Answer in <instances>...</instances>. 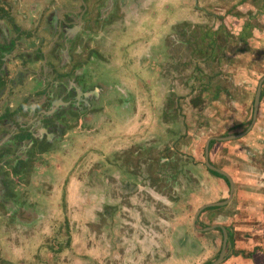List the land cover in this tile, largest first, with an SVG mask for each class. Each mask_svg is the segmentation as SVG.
I'll use <instances>...</instances> for the list:
<instances>
[{
	"label": "flooded vegetation",
	"instance_id": "obj_1",
	"mask_svg": "<svg viewBox=\"0 0 264 264\" xmlns=\"http://www.w3.org/2000/svg\"><path fill=\"white\" fill-rule=\"evenodd\" d=\"M138 3L139 0H0V207L7 206L0 211L5 213L0 218L5 223L1 225L6 228L1 232L8 233L7 224H25V205L29 201L17 196L28 193L25 189L32 190L27 187V180L31 184L46 169L45 157L48 153L59 151L61 143L66 140L71 141L73 146L75 142H79L81 149L90 150V145H87L91 140L90 135L96 130L100 132L102 128L105 133L103 132L98 146L104 141H110L111 132L107 127L111 125L112 119L96 128L90 122L91 119L96 122L104 104L115 101L118 108L114 118L118 119L117 122L120 119L117 112L122 107L131 112L128 122L132 123V118L138 113L134 94L112 84L114 76L121 74L125 77L127 64L121 62L119 66L111 68V60L106 52L110 45L107 39L113 34L124 32L120 23H124L126 14L140 8ZM149 34H152V29ZM248 67L249 63L246 68ZM128 70L130 75L127 78L136 81L141 79L139 70ZM258 76L261 73L249 75L250 82H233V97L237 98L238 95L234 91V85L246 87L253 84V80L258 82ZM153 77L154 73L149 70L145 81ZM154 84L151 80L144 89V93L150 96L149 102ZM157 91L155 87V93ZM248 97L253 96L249 94ZM258 112L264 113L263 105ZM149 117L154 121L152 111L148 113V121L146 112L139 114L138 121L143 123L133 125L132 134L126 135L124 129V132L118 134V138H125L120 148L106 154V151L102 153L101 148L96 146V152L100 154L99 160L92 163L99 168L98 173L109 176V181L101 185L108 189L117 187L114 197L134 201L130 210L133 216L142 202H146L154 213L159 209V198L165 196L163 189L157 191L145 188L144 178L146 175L152 176L151 163L157 167L156 174L165 173L172 167L164 162L165 158L173 153L178 158H191L193 155L189 152L183 154L180 149L173 150V145L167 140L170 136L168 127L161 123L157 127L156 122L150 123ZM124 121L121 120L123 128L132 126ZM139 128L141 131H137ZM138 133L146 135L145 139L131 143L140 139L134 138ZM165 137V140H157ZM200 137V133L196 134V138ZM153 159H157L156 162ZM143 161L146 165H143ZM197 166L199 165H194L193 170L188 166L186 172L182 171L190 175L195 187L203 182V175L194 173ZM239 170L240 167L233 161V176L228 173L233 180V199L244 188L242 184L246 180L242 172L237 174ZM208 173L215 180L219 178L210 170ZM124 178L127 182L121 184L120 181ZM223 180L227 179L223 177ZM147 185L155 186L153 182ZM225 185L226 190H229V184ZM172 197L175 198V194ZM16 203L21 211L18 214L15 208L16 219L7 222L8 213ZM213 208L218 213L222 207ZM202 211L204 215L210 213L207 209ZM121 213L124 216L130 215L129 210ZM260 216L264 214L260 213ZM141 218L132 220L133 240L146 229L147 223L141 222ZM102 257L103 254L100 253L98 259Z\"/></svg>",
	"mask_w": 264,
	"mask_h": 264
},
{
	"label": "crops",
	"instance_id": "obj_2",
	"mask_svg": "<svg viewBox=\"0 0 264 264\" xmlns=\"http://www.w3.org/2000/svg\"><path fill=\"white\" fill-rule=\"evenodd\" d=\"M173 1L139 0L138 6L140 8L135 11H130L128 15L126 14L123 18V24L121 20L119 21V23L121 22L123 33L128 36L132 34L130 29L133 30L136 25H145V27H148L147 23H154L155 25L150 27L156 35L155 39L159 40L165 32L171 33L173 28L177 30L178 27H173V25L177 21V16H179L178 11H189V7L186 4L187 2ZM202 1L203 4L207 2V0ZM220 2L223 1L210 0V5H219L218 3ZM219 6H223L222 8L217 7V10L221 9L218 12V15L221 16L220 23H222L219 30L220 35H225L226 54L219 56L218 62L216 65H213L203 57H197L200 59L193 60L186 53V49H184L185 53H181L182 60L174 61L183 66L200 61L202 62V66L198 63L199 66L197 67L196 65L195 68L199 69L200 67L202 73L206 75L208 66H210V69L214 67V75H211V73L206 75L205 81L202 82L203 86L200 89V94H195V96L190 92L181 94L180 99H178L180 104L177 110H175L171 98L165 96V93L161 96L159 94L155 98L158 103L161 101V105L159 106L161 119L167 124L166 126L170 130V134H174L177 130L179 131V135L176 137L178 139H174L175 143H177V150L180 149L183 154H187V152L192 154L201 153L204 156V142L208 137L221 136L224 139H230L229 141L225 140L223 142V147H232L236 148V150H230L222 161L219 158L212 160L213 155L210 154V161H215L217 167L222 168L230 175L233 174L234 161L240 167L237 174L242 172L248 182L243 180L246 182L245 185L242 184L244 188L240 189L233 199V194H230V191L224 187L225 184H228V181H224L223 177L217 174L221 188H218L213 197H207L205 196L207 189L202 184L189 189L190 186L187 185L190 184L191 179L187 173L172 172V174H167L163 183H165V188L170 187V189L165 190V196L159 198V209L153 213L145 203L143 210L141 203V210L134 216L121 215L118 217L114 222H121L118 228L113 227V234L118 236L113 238V240L116 239L117 241L116 244H113L110 241L111 239L106 236V226H94L93 224V221H97L98 216L101 215L99 204L109 201L111 195L114 194V191L101 185L109 181V176L102 175V173L97 174L95 171H89L90 174L86 181L88 185L78 187L80 194L77 188H73L74 174L72 172L65 174L66 179L70 178L67 189L59 186L64 182L65 179L63 180V178L65 175H60L57 179L50 177L54 182H57L55 187L48 191L53 196L52 199H56L57 197L59 200L64 197L68 208L71 204V213L75 211L76 218L82 214L84 219H86L88 211V216H93V218L87 220V227L92 233V240L102 242L104 250H106V246L108 248L107 254H104L103 258L98 259V254L89 251L85 245L86 254H78L80 260L73 258L71 255L68 256L65 264H96L97 259V264L103 263L104 260L106 262L104 264H209V262L217 258L221 248L223 233L220 228H216L220 226L227 232V238H225L227 247L225 248L226 253L224 254L227 258L222 264H264V216H260V213L264 214V113L257 112L255 119L257 123L253 125L252 123L249 124L248 128L252 127V129L242 136L245 133L244 130L247 128L248 120L252 113L249 114L250 116L245 121L247 115L240 113V105L237 103V98L233 97V82L236 84H240L241 81L250 82L251 80L248 79L249 75H257L258 72L264 70L260 64V54L264 53V0H226L225 5L221 4ZM161 8H165L164 15H162ZM157 10L158 14L156 13ZM168 10L170 11L168 12ZM159 15L161 17H158ZM174 15H176L175 18H173ZM166 17H168L167 21L163 22L162 20H165ZM160 25H162L161 27H165V29H163L164 31L162 29L160 30L163 31L161 32L162 36H157ZM138 30L141 32L140 27H138ZM169 30L171 31L168 32ZM139 35L140 33L135 34L130 39H135ZM114 36L116 34H113L109 38L113 40ZM194 37L188 34V37L183 40L178 34L166 35L168 44L164 47V50L169 56L171 52L178 51V46L192 48V46L198 43L197 38ZM200 42H203V40ZM154 45L156 47L154 49V58H156L158 55L157 52L162 48L157 42ZM173 59H176V56ZM248 63L249 67L246 68ZM164 78L165 81H169L170 75L165 74ZM112 84L123 90L127 89L128 91L127 79L124 76L112 78ZM253 84L251 85L255 89L257 82L253 80ZM212 88H215V92H211ZM112 102L104 104V109H102L96 122L93 119L90 120L93 127L96 128L104 125L107 118L110 117V113L115 114L112 110L115 101L112 100ZM196 106L201 114L199 123H196L197 128L195 131L200 130L201 137L193 142L191 141V134H189L191 127L187 123L189 119L186 118V110L189 107L195 109ZM245 107V112L247 113L249 103H246ZM117 114L121 118L120 120H125V124H131V122L126 121V117L122 116L121 111H118ZM175 116L179 118L175 119ZM237 118L241 120L237 121ZM174 120L177 122H174ZM132 123L136 124V122ZM137 123L141 122L138 121ZM204 123L205 126H203ZM104 130L103 128L100 132L96 130L90 135L91 140L87 145L89 144L92 150L96 151V146H98L99 141H102ZM255 130H258L259 134H256L254 132ZM133 132V126H130L127 131L125 130L126 135L132 134ZM144 139L145 137L135 139L131 143L141 142ZM71 144L73 146L71 141L66 140V142L61 143V147H70ZM100 145L102 146V144ZM101 146L98 147L101 148ZM120 147L118 146V148ZM209 147L212 148V145ZM67 156L69 158L71 157V155ZM174 156L172 154V156L164 159V162L171 165L172 168L179 166L178 164L184 159H180L176 164V160L174 159L177 155L176 157ZM198 161H200L199 158ZM198 165L202 166L199 173L203 175L207 184L209 179L207 172L209 169L205 166V162L198 163ZM250 168H253L257 172L250 171ZM47 175L48 172H41L35 180L42 182ZM255 177L257 179L253 180ZM212 179H215V177L213 176ZM243 181H240V183ZM196 182H198V179ZM145 188L152 190L160 189L149 185L145 186ZM173 194H175V198L172 197ZM17 197L21 198V195ZM78 198L82 199L78 200ZM223 198L228 203L219 210L220 212L216 213L214 210V215L211 214L208 217L209 221L206 219L207 215L205 217L204 214L203 216L199 215L195 220V227L193 226L194 217L198 208L208 202L219 201ZM80 201H82L81 204H79ZM17 204L10 210L13 216H9L7 222L16 219L14 209L18 207ZM25 206L27 210L32 208L40 212V206H35L34 202L29 201V204ZM97 210L100 211L97 213ZM139 218H141V222L144 221L147 223V229L143 231V237L130 240L127 238L130 219ZM187 221L188 227H186ZM74 222L78 223L77 220H74ZM2 223L5 224L4 222ZM28 224H31V222L26 221L25 224L16 222L7 224L6 226L11 228V231L8 230V233L13 234L16 231L22 230L24 235L30 229V225ZM172 224L173 227L171 226L170 229V225ZM208 226L210 228H207ZM75 227L76 225L74 229ZM0 229L3 230L4 227L1 225ZM217 232L218 234H215ZM231 235H233L232 241L230 239ZM77 237L81 243L87 241L83 235L77 234ZM77 237H75V240L78 239ZM212 238L216 239V243L214 242L216 248L206 252L207 250L204 249L205 244L213 240ZM68 245H71V243L67 239ZM234 253L237 254L234 255ZM190 261L192 262L190 263Z\"/></svg>",
	"mask_w": 264,
	"mask_h": 264
},
{
	"label": "rangeland",
	"instance_id": "obj_3",
	"mask_svg": "<svg viewBox=\"0 0 264 264\" xmlns=\"http://www.w3.org/2000/svg\"><path fill=\"white\" fill-rule=\"evenodd\" d=\"M222 1L223 2H220L218 4L225 5L226 0H222ZM173 2H184V3L187 2L186 4L189 7V11L186 12L185 10L178 11L179 16H177V21H175L173 25V27L174 26L178 27L177 30H175L176 28L172 27L173 28L172 31L171 30L168 31V32L171 31V33L165 32L161 39L156 40L155 39L156 35L154 34V32H152L151 35L149 34V31L151 29L150 26H153L155 24L147 23L148 27H145V25L144 26L136 25V27L133 30L130 29L132 33L131 35L127 36L125 33L121 32L113 37L114 41L112 40V38H109L107 40V42H109L110 45L106 50V52H108L111 60V62L109 63L111 65V68H115L119 66L121 62L122 63L125 62L127 64L126 75H125L127 79V86H128V90L131 91V94H134L135 96L134 98L137 104L135 107L138 112L132 118V122L137 123L139 114L143 112H146L147 121H148V113L152 111L155 119L153 121V119L149 117L150 123L156 122V125L157 124L160 125V123L163 125H167L166 123H164V120L161 119V115H160L161 112L159 107L161 105V101H159L158 103L155 97L159 94L161 96L163 93H165V96L171 98L175 110H177L180 104L178 99H180L181 94L188 92H190L193 96H195V94H200L199 93L200 89L203 86L202 82L205 81L206 75L207 74L209 75L210 73L211 75H214L215 73L214 67H211L210 69V66H208V72L206 73V75L202 73L200 67L199 69H196L195 66L197 65L198 67L199 66L198 63L202 66V62L200 61L192 64L191 63L186 64L184 66L181 64H177L174 61L182 60L181 53H185L184 49H186V53L189 54L193 58V60L200 59L197 57H203L209 63L211 62V64L216 65L220 55L216 54L217 50H214L213 48H219L221 45L220 43L222 44L226 43L225 38H223L222 35H220V30H218L220 29L219 27H221L222 23H220L221 16L218 15V12H220L221 9L217 10V7L222 8L223 6L210 5V0H207L206 4L205 3L203 4L202 0H174ZM160 10L162 12V15H164L165 8H161ZM169 11L170 10H168V12ZM156 13L158 14V10ZM158 17L161 16L159 15ZM175 17L176 15L173 16V18ZM167 19L168 17H166L165 20L162 21L165 22L167 21ZM161 26L162 25L158 27L159 33L157 34V36H162L161 32H163L164 31L163 29H165V27H161ZM138 27H140L141 32H139ZM161 29L163 31H160ZM214 30H218V34H216V31ZM138 33H140L139 36H136L135 39H130V37ZM170 34L171 35L178 34L179 37L183 40H185V38L188 37V34H190L191 36H195L197 38V42L201 44L202 50L199 51L196 48H194V46H192V48L178 46L177 47L178 51L171 52V54L168 56V53L164 50V47H166L168 44L167 43L168 40H166V35H170ZM208 36L211 38L215 36L217 44H213L208 39ZM201 40H203V42H200ZM155 42H157V44H159L160 47L162 48L161 50H159V52H157L158 53L157 56L155 50L156 58H154V49L156 48L154 45ZM210 52H211V56H210ZM174 56H176V59H173ZM139 60H141L140 63ZM128 68L130 69V71H133V69L139 70L138 74L139 75L141 74V79L136 81L131 76L130 77L132 79L127 78L130 75ZM149 70H152V73H154L155 77H153L152 79H148V81H145V78L147 77V73L149 72ZM165 74L170 75L169 81H165L164 78ZM114 77H121V74ZM188 77H189V82H188ZM151 80L154 81L155 84H154V89H152V95H151L152 98L149 102L150 96L147 93H144V89H146V85L149 84ZM135 83H137V85ZM208 85H212V84H208ZM155 87L158 90L156 93H155ZM117 108H118L117 105H114L113 113L116 114ZM123 109L125 111H123ZM120 111L122 112V116L126 117L127 121L128 118L129 119L131 118L130 115L131 112L128 110V108L126 109L122 107ZM250 111L251 109H249L247 113L245 111L243 113H245L244 115H247L250 113ZM200 114L201 113H199V111L197 110V106L195 107V109H191L189 107L186 110V118L189 119L187 123L191 127V131L189 132V134H191V140H197L198 138H196V134L201 133L200 130L197 132L195 131V129L197 128L196 123L200 119ZM174 118L178 119L179 117L175 116ZM247 118L248 115L245 121L247 120ZM108 119H112L111 125L107 127V130L109 129L111 132L109 136L110 141L109 142L104 141L101 146V152L103 153L106 151V154H108L107 152L113 151L117 149L118 146L122 145L125 138L124 139L118 138V134L124 132L123 129L127 131L128 128L130 127L127 126L126 128H123L120 120L121 118L119 119V122H117L118 119L114 118V114L112 116V113H110V117H108L107 120ZM236 120L240 121L241 119L237 118ZM139 122L143 123L142 121ZM174 122L177 121L174 120ZM131 124L132 126L135 125L134 123ZM203 126H205V123ZM137 131H141V128L137 129ZM178 135H179V131L177 130L176 132H174V134H170V136L167 138V140H169V143L173 145L172 148L173 150L174 149L177 150L176 149L177 143H175L174 139ZM144 137H146V135L144 136L143 134L138 133L134 138H144ZM165 139L166 137L164 139L158 138L157 140H165ZM166 145L167 143L165 142V148L167 147ZM157 149L158 146L156 145L155 150ZM231 149L232 147H230L229 150ZM64 154L71 155V157L69 158L67 155ZM98 155L100 154L92 150L91 147L90 150L81 149L79 142H76L74 146H72V144L70 147L64 146L61 147L59 151L50 152L47 154V156L45 157V159L47 158L46 169L43 170V173L48 172V175L44 178L42 182L32 181L31 184H29L28 183L29 180H27V187L32 190L29 191L28 189H25L26 192L28 193L21 194V197L23 198L29 197L26 199L27 200L29 199L30 202H34L35 206L39 205L40 212H37L35 209L32 208H30L29 210L25 209L24 218L26 221L31 222V224H28L30 225V229L29 231L25 232L24 235L22 233V230L16 231L15 233L11 234V233L1 232L4 229H6L4 226H3L4 227L3 230L0 229V264H65L67 262L68 256L71 255L73 258H77L80 260L78 254H86L85 245L87 246V249L89 251L95 252L98 255L100 253H102L103 256L104 254H107L108 251L107 246L105 247L106 250H104L102 242L93 241L91 237L92 233L87 227V220L93 218V216H88V211H87L86 219H84V216H82V214L76 218L75 211L71 213V204L70 207L68 208L64 197L59 200L57 197L56 199H52L53 196L48 192L49 190L55 187V184H57V182H54L52 178L57 179L60 175L64 176L68 172H72L74 174L73 188H77L78 190L79 186H87L88 184L86 183V181L88 180L90 174L89 171L92 172L95 171V173L98 174L99 168H96V165L92 164L96 161V159L99 160ZM174 155H175L174 157H176V154ZM198 158L200 159V161L192 162L189 161L190 158L186 156L185 157L179 156V158L177 157L174 159L176 160V164L177 161L183 159V161L178 164L179 166H175L173 168L171 167L169 171L165 173H157V174H156L157 167L152 162L151 163L152 176L146 175V178H144L146 186H148L147 183L151 185V182H153V184L155 185L154 187H158L161 190L163 189L164 191L165 190L167 191L168 189H170V187L165 188L164 187L165 183H163L166 178V175L170 173L172 174V172L185 171V169L188 166H190V170H193L192 167L194 165L198 163H202L204 161V156H202L201 153L198 154ZM215 158H219V157L217 155L212 156V160H214ZM219 159L222 161V157H220ZM156 160L157 159H153V161L155 162ZM48 163H49V167H47ZM142 163L143 165H146L144 161ZM213 163H215V161L212 162V164ZM183 166H185V168H183ZM201 167L202 166H197L196 174L197 173L200 174L199 171H201ZM143 170H145V168ZM250 171H255V170L253 168H250ZM106 172L108 173L107 170ZM258 173L262 175L260 171H258ZM208 174L209 173L207 172V175ZM156 176H158L157 180H156ZM212 178L213 176L209 175L210 180L208 179V183L206 184L205 178H203L204 180L201 183L202 186H204V188L207 189V192L205 194V196L207 197H213L216 194L218 188H221L219 185V178H217V180ZM256 179H257L256 177L253 178V180ZM63 180L64 182L59 186L67 189L70 182V178L66 179V175H65ZM245 181L248 182V180ZM120 182L121 184L125 183L127 182V179L124 178ZM243 184L245 185L246 182H243ZM187 186H190L189 189L195 187L192 180L190 181V184ZM109 188L110 190L116 192L117 187L114 188L109 187ZM114 194L111 195L109 201L101 202L99 204L101 215L98 216L97 221H93V224L94 226L97 225L104 227L106 226V236L109 239H111L110 240L111 243L116 244L117 241L116 239L113 240V238L118 236L113 234V227L118 228L121 221H117V222L114 221L118 219V217L123 215L121 213V211L123 210H129L130 215L128 216L130 217L133 216L130 213V210H132L133 207L132 202L134 201H126L124 199H121V197L120 198L114 197ZM80 199L82 198H78V200ZM127 202L130 204L127 205ZM81 203L82 201L79 202V204ZM145 203L146 202H142V209ZM5 207L7 208V206L0 207V211H3ZM100 210H97V213ZM140 210L141 207L137 211L139 212ZM20 211L21 209L17 208L18 214L20 213ZM4 214L5 213H0V217L2 218V215ZM8 215L13 216L11 213H8ZM205 216L206 215H204V217ZM1 218H0V223L3 222ZM74 220H77L78 223L74 222ZM75 225L76 227L74 229ZM129 226L130 227L128 230L127 238L133 240L134 228H133V221L131 219ZM171 226L173 227V224L170 225V229ZM6 227L8 228V230L11 231L10 227L8 226ZM186 227H188V221L186 222ZM145 228L147 229V226ZM77 234L83 235L87 241L81 243L79 238L77 237ZM143 235L144 232L138 234L137 238H141L143 237ZM75 237H77L78 239L75 240ZM67 239L70 241L71 245L67 246ZM191 262L192 261H190V263ZM97 263L98 260L96 261V264ZM104 263H106L105 260L101 264Z\"/></svg>",
	"mask_w": 264,
	"mask_h": 264
},
{
	"label": "water",
	"instance_id": "obj_4",
	"mask_svg": "<svg viewBox=\"0 0 264 264\" xmlns=\"http://www.w3.org/2000/svg\"><path fill=\"white\" fill-rule=\"evenodd\" d=\"M219 30V29H218ZM218 30H214L216 31V34H218ZM224 35V34H223ZM208 39L213 43V44H217L216 43V37L213 36L212 38L208 36ZM220 47L219 48H213L214 50H217V53L218 55H221L222 52H223V49L225 48V45L220 43ZM211 49V50H213ZM210 56H211V52H210ZM260 64H261V68L264 69V56H261L260 57ZM261 73V76L259 77V80L257 82V85H256V88L253 89V85H248L246 87H239V86H236L234 85V91L238 94V104H241V101L243 99L247 100L248 99V96L249 94H252L253 96V100H252V105H251V109L252 111L250 113L251 114V117L249 118L248 120V126L249 124L252 123V125L255 123V119H256V114L258 112V108L263 105L264 106V74H262V72H259V75ZM246 102H244V106H245ZM249 113V114H250ZM253 115H254V119H253ZM250 116V115H249ZM247 128L244 130L245 133L242 135L244 136L248 131H250L252 129L251 128ZM256 134H259V131L258 130H255L254 131ZM225 140L229 141L230 139H224L223 137L221 136H218V137H208L205 142H204V162H205V166H207V168L211 171V172H214L220 176H223L225 177L227 180H228V184H229V191H230V194H233V180L231 177H229V174L215 166L212 164V162L210 161V154L211 155H217L219 158L222 157V159L225 158V156H227V154L230 152V147H223L224 145L223 142H225ZM212 145V148H210L209 146ZM232 151L233 150H236V148H232L231 149ZM194 155V154H193ZM191 155V158L189 159V161H192V162H197L198 161V156H193ZM196 159V160H195ZM228 203V202H227ZM227 203L225 202V198L221 201H217V202H208L206 204H204L203 206H201L200 208H198L196 214H195V217H194V222H193V226L195 227V220L196 218H198L199 215H202L204 213H202L203 209H207L208 211H210L211 213H208L207 215V221H209V215H214V206H226ZM210 228V227H209ZM220 228V230L222 231L223 233V240H222V244H221V248H220V251L218 253V256L215 260L209 262V264H221L223 263L226 258H224V254H225V248L227 247L226 243H225V238H227V232H225V230H223V228L220 226L218 227ZM197 230V228H195ZM232 229V227H231ZM199 232H203V231H199ZM233 232V230H232ZM215 234H218L215 233ZM232 238H233V235H231V241H232ZM213 240H210L209 242H207L205 244V250L207 251H212L216 248L214 242L216 241V239L212 238ZM216 243V242H215ZM233 244V242H232ZM237 253H234V255H236Z\"/></svg>",
	"mask_w": 264,
	"mask_h": 264
},
{
	"label": "clouds",
	"instance_id": "obj_5",
	"mask_svg": "<svg viewBox=\"0 0 264 264\" xmlns=\"http://www.w3.org/2000/svg\"><path fill=\"white\" fill-rule=\"evenodd\" d=\"M236 96H237V103H238V95H236ZM252 100H253V97H248L247 100L243 99V100L241 101V104H238V105H240V113H243V112L246 110V107L243 105L244 102L249 103V107H248L247 109H248V110L251 109ZM252 109H253V108H252ZM252 109H251V111H252ZM191 148H192V147H191ZM198 154H199V153H198ZM213 165H214V164H213Z\"/></svg>",
	"mask_w": 264,
	"mask_h": 264
},
{
	"label": "trees",
	"instance_id": "obj_6",
	"mask_svg": "<svg viewBox=\"0 0 264 264\" xmlns=\"http://www.w3.org/2000/svg\"><path fill=\"white\" fill-rule=\"evenodd\" d=\"M222 37L223 38H225V35H222ZM224 45H225V48L223 49V52H222V54L221 55H225L226 53H225V50H226V43H224ZM194 48H196L197 50H202V48H201V44L198 42L196 45H194ZM220 55V56H221ZM211 92H215V88H212L211 89ZM198 151V150H197ZM211 172V171H210ZM16 215H17V213H14V216L16 217ZM14 219V218H13ZM0 224H3L2 222L0 223Z\"/></svg>",
	"mask_w": 264,
	"mask_h": 264
}]
</instances>
